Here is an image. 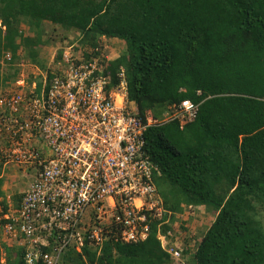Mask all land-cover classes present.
Wrapping results in <instances>:
<instances>
[{"label":"trees","instance_id":"16d2710c","mask_svg":"<svg viewBox=\"0 0 264 264\" xmlns=\"http://www.w3.org/2000/svg\"><path fill=\"white\" fill-rule=\"evenodd\" d=\"M0 20V92L21 74L47 90L69 66L63 50L98 57L115 39L126 46L99 58L104 74L116 84L124 68L128 98L158 119L144 150L163 210L148 217V236L127 242L123 225H112L100 253L85 239L58 264H173L159 236L177 239L174 223L188 207L215 218L194 249L175 247L187 264H264V0H0ZM56 40L58 64L47 63L42 51ZM185 99L196 113L182 123L174 115ZM21 199L13 196L14 208ZM3 253L5 264H25L24 247L0 246V264Z\"/></svg>","mask_w":264,"mask_h":264},{"label":"built area","instance_id":"2783aa9c","mask_svg":"<svg viewBox=\"0 0 264 264\" xmlns=\"http://www.w3.org/2000/svg\"><path fill=\"white\" fill-rule=\"evenodd\" d=\"M62 53L69 66L47 90L23 79L25 87L0 92V163L21 169L26 182L18 208L0 204V228L26 249L25 264L41 256L58 264L69 244L82 251L85 239L102 247L116 224L123 240L145 239L148 217L163 210L144 150L145 131L158 119L128 99L124 68L113 84L98 57L71 46ZM195 113L186 100L174 117L185 123Z\"/></svg>","mask_w":264,"mask_h":264},{"label":"rangeland","instance_id":"374dc122","mask_svg":"<svg viewBox=\"0 0 264 264\" xmlns=\"http://www.w3.org/2000/svg\"><path fill=\"white\" fill-rule=\"evenodd\" d=\"M1 24V20H0ZM109 44L111 47L107 49L108 55H110L111 59L116 58L122 50L125 49V43L121 41H110ZM62 47V42L60 40L53 41L52 44L45 47V49L42 51V58L45 59V62H49L50 59L52 60L53 54H57L59 48ZM27 71L36 73L37 69L28 68ZM26 73V72H25ZM25 77V76H24ZM20 79L23 80V76L20 75ZM24 81V80H23ZM22 82H17V84L14 83V85L10 86V89L14 88L16 85H23ZM25 82V81H24ZM24 85H27L24 84ZM13 166V165H11ZM10 173L5 177V181L9 182L8 187L10 189V208L14 210V201L13 196L17 192H21L25 186V177L22 175V170L17 167H9ZM180 217L178 220L174 223V227H176V236L178 237L171 239H165V237H161V240L163 241V245L170 250L171 248L179 247L184 248L186 244H189L191 246V249H194L195 244L198 240V237L202 235L210 226V224L213 222L215 218V214L206 211L204 207H188L184 211L183 214L179 215ZM185 227V228H183ZM19 246L18 242L16 240H10V246ZM188 258H174L173 257V264H183L184 262L187 264ZM1 264H5V258L4 254H2L1 257Z\"/></svg>","mask_w":264,"mask_h":264},{"label":"crops","instance_id":"0c3cea01","mask_svg":"<svg viewBox=\"0 0 264 264\" xmlns=\"http://www.w3.org/2000/svg\"><path fill=\"white\" fill-rule=\"evenodd\" d=\"M19 80H21V79L19 78ZM6 167H4L3 165L0 166V177H2L3 179H5V177L8 175V173H10L9 167H7V168ZM8 183L9 182H6L4 180L3 184H2V189H3L4 193H5L4 196H6L5 199H6V202L8 204V211H9L10 203H11L10 202L11 201L10 197H12V195H10V189L8 187L9 186ZM17 193H19V192H17ZM17 193H15V194H17ZM0 204H1V199H0ZM1 205L3 206V204H1ZM3 244H6V245L10 246V237L4 234L3 228L1 227L0 228V246H2ZM3 254H4V258H5V263H6L7 257L5 256V253H3Z\"/></svg>","mask_w":264,"mask_h":264},{"label":"clouds","instance_id":"9594fccd","mask_svg":"<svg viewBox=\"0 0 264 264\" xmlns=\"http://www.w3.org/2000/svg\"><path fill=\"white\" fill-rule=\"evenodd\" d=\"M109 40H110V41H111V40H112V41H115V39H108V40L105 39V40L103 41V43H104V44H103V45H104V50L101 51V55L98 56V58H101V56H104V55H105L108 59H111V58H110V55H108V53H107V49H108L109 47H111V45L109 44ZM60 48H62V47H60ZM60 48H59V49H60ZM56 55H57V54H56ZM118 56H119V55H118ZM120 70H121V69H120ZM124 71H125V70H124ZM125 80H126V78H125ZM125 92H126L127 97H128V91H127V80H126V91H125ZM128 99H129V98H128ZM129 100H130V99H129ZM186 100H189V99H185L184 101H186ZM130 101H131V100H130ZM131 102H133L134 104H136L134 101H131ZM182 102H183V101H182ZM182 102H181V103H182ZM181 103H180V104H181ZM180 104H179V105H180ZM136 106H137V104H136ZM172 106H175V104L172 105ZM172 106L170 107L171 109H173ZM137 108H138V107H137ZM148 112H150V111H148ZM150 113H151V112H150ZM164 116H165V118H168V117L170 116V113L167 111V112L164 113ZM153 117H154V116H153ZM157 124H158V123H157ZM153 125H154V124H153ZM151 126H152V125H151ZM149 127H150V126H149ZM149 127H148V128H149ZM148 128H147V129H148ZM145 132H146V131H145ZM159 237L161 238L162 235L159 236ZM163 237H164V236H163ZM165 239H166V238H165ZM18 243H19V242H18ZM19 246H21V245L19 244ZM95 246H96V245H95ZM22 247H23V246H22ZM96 247L98 248V253H100L101 250H102L103 245H102V247H99V246H96ZM164 247H165V245H164ZM165 248H166V247H165ZM166 249H167V248H166ZM167 250H168V249H167ZM168 251L170 252V250H168ZM170 253H172V252H170ZM172 255H173V254H172Z\"/></svg>","mask_w":264,"mask_h":264}]
</instances>
